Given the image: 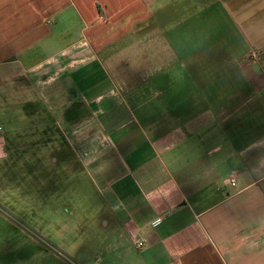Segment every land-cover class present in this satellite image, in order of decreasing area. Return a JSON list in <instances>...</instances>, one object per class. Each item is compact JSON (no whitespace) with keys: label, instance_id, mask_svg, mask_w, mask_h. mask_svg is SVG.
<instances>
[{"label":"crops","instance_id":"1","mask_svg":"<svg viewBox=\"0 0 264 264\" xmlns=\"http://www.w3.org/2000/svg\"><path fill=\"white\" fill-rule=\"evenodd\" d=\"M2 103L103 201L89 264H264V0H0Z\"/></svg>","mask_w":264,"mask_h":264},{"label":"rangeland","instance_id":"2","mask_svg":"<svg viewBox=\"0 0 264 264\" xmlns=\"http://www.w3.org/2000/svg\"><path fill=\"white\" fill-rule=\"evenodd\" d=\"M26 119L25 110L2 103L0 131L12 148L0 159V264H89L92 254L72 249L97 248L103 201L51 163ZM17 127L25 129L13 132Z\"/></svg>","mask_w":264,"mask_h":264},{"label":"built area","instance_id":"3","mask_svg":"<svg viewBox=\"0 0 264 264\" xmlns=\"http://www.w3.org/2000/svg\"><path fill=\"white\" fill-rule=\"evenodd\" d=\"M229 182L231 183V185L235 186L236 185V181H235V178H231L229 180ZM147 244V240L146 239H143V240H140V241H136L135 242V245L137 247V249L139 250H142Z\"/></svg>","mask_w":264,"mask_h":264}]
</instances>
